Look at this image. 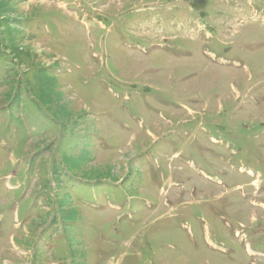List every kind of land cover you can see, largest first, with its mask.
Masks as SVG:
<instances>
[{"label":"rangeland","instance_id":"rangeland-1","mask_svg":"<svg viewBox=\"0 0 264 264\" xmlns=\"http://www.w3.org/2000/svg\"><path fill=\"white\" fill-rule=\"evenodd\" d=\"M0 264H264V0H0Z\"/></svg>","mask_w":264,"mask_h":264}]
</instances>
